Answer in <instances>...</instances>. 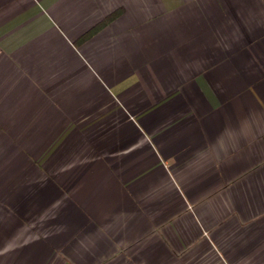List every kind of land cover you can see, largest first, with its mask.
I'll return each mask as SVG.
<instances>
[{"label": "crops", "instance_id": "0c3cea01", "mask_svg": "<svg viewBox=\"0 0 264 264\" xmlns=\"http://www.w3.org/2000/svg\"><path fill=\"white\" fill-rule=\"evenodd\" d=\"M0 264H264V0H0Z\"/></svg>", "mask_w": 264, "mask_h": 264}]
</instances>
